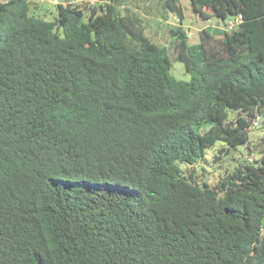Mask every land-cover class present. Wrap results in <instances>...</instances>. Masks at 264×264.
I'll use <instances>...</instances> for the list:
<instances>
[{"label": "trees", "instance_id": "16d2710c", "mask_svg": "<svg viewBox=\"0 0 264 264\" xmlns=\"http://www.w3.org/2000/svg\"><path fill=\"white\" fill-rule=\"evenodd\" d=\"M159 2L170 47L123 0L0 1V264H264V0H189L236 21L196 43ZM217 142L259 158L210 184L186 166Z\"/></svg>", "mask_w": 264, "mask_h": 264}, {"label": "rangeland", "instance_id": "374dc122", "mask_svg": "<svg viewBox=\"0 0 264 264\" xmlns=\"http://www.w3.org/2000/svg\"><path fill=\"white\" fill-rule=\"evenodd\" d=\"M6 1V0H0ZM30 2L31 11L34 14H39L46 19H53L56 15V3L52 0H28ZM70 2L77 4L85 9V14L88 15L89 8L93 5L98 6L104 4L108 0H58V2ZM183 11V24L182 27L186 30L189 43L198 42V32L202 28H208L213 34L217 35L222 32L225 27L223 23L218 20H204L200 18L192 9L189 0H179ZM129 8L134 11L142 19V24L150 30L153 40L161 45L170 47L172 36L169 27L176 24L167 23L168 16L162 9L159 0H123V5L120 6L122 13L124 8ZM232 21V20H231ZM170 73L177 79L188 80L190 74L185 71L184 65L180 61H174ZM232 116H230L231 119ZM258 125L251 127L249 131L250 140L256 141L259 137L264 135V126L262 125L263 117L257 118ZM222 144L217 142L213 148H207L205 150L206 159L202 162H197L192 168L202 179H205L208 183H214L220 174L226 169L231 170L235 164L247 160L252 162L259 158L257 152L250 153L248 149L240 145L238 150L230 153L229 155H223L222 159L215 161L214 155L221 148ZM251 159V160H250ZM185 167V166H183Z\"/></svg>", "mask_w": 264, "mask_h": 264}, {"label": "built area", "instance_id": "2783aa9c", "mask_svg": "<svg viewBox=\"0 0 264 264\" xmlns=\"http://www.w3.org/2000/svg\"><path fill=\"white\" fill-rule=\"evenodd\" d=\"M54 3L58 4V3H62V4H65L66 2H58V0H52ZM167 23L169 24H178L179 23V20H178V17L175 16V15H172L170 18L167 19ZM236 24V21L232 20V21H229L228 22V25L227 27L228 28H231L233 27L234 25ZM258 125V121H257V118H255L253 121H252V124H251V127H255ZM251 160V159H250Z\"/></svg>", "mask_w": 264, "mask_h": 264}, {"label": "water", "instance_id": "95a60500", "mask_svg": "<svg viewBox=\"0 0 264 264\" xmlns=\"http://www.w3.org/2000/svg\"><path fill=\"white\" fill-rule=\"evenodd\" d=\"M262 221L264 222V217L262 218Z\"/></svg>", "mask_w": 264, "mask_h": 264}]
</instances>
